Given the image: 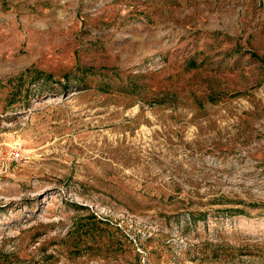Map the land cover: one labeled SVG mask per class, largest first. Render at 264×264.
I'll return each mask as SVG.
<instances>
[{"label": "rangeland", "instance_id": "rangeland-1", "mask_svg": "<svg viewBox=\"0 0 264 264\" xmlns=\"http://www.w3.org/2000/svg\"><path fill=\"white\" fill-rule=\"evenodd\" d=\"M0 264H264V0H0Z\"/></svg>", "mask_w": 264, "mask_h": 264}, {"label": "built area", "instance_id": "built-area-1", "mask_svg": "<svg viewBox=\"0 0 264 264\" xmlns=\"http://www.w3.org/2000/svg\"><path fill=\"white\" fill-rule=\"evenodd\" d=\"M11 159L12 160H17V161H22L23 158L22 156L19 154L17 149H14L11 151Z\"/></svg>", "mask_w": 264, "mask_h": 264}]
</instances>
